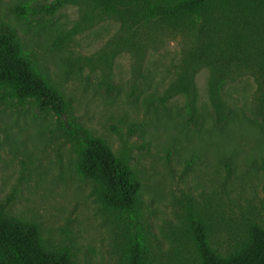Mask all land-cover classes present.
<instances>
[{"label":"trees","instance_id":"obj_1","mask_svg":"<svg viewBox=\"0 0 264 264\" xmlns=\"http://www.w3.org/2000/svg\"><path fill=\"white\" fill-rule=\"evenodd\" d=\"M67 6L76 7L80 17L68 30L56 28L54 19ZM102 20L118 24L103 53L93 58L66 56L62 65L68 69L73 64L72 71L81 76L84 66L101 64L104 72L98 87L113 100L118 88L110 75L117 55L127 52L140 66L147 52L166 38L178 41L179 57L168 86L159 95H146L134 86L131 97L136 101L142 95L145 109L166 119L172 115L168 104L183 98V105L175 109L180 123L200 132L205 117L197 107L194 77L206 68L208 118L222 141L217 146H222L228 129L242 122L225 90L244 75L256 83L260 116V121H246L264 130V0H0V106L32 105L38 114L55 118L75 159L74 176L89 187L99 211L120 224L117 264H264V212L259 218L244 217L231 236L218 243L211 214L190 199L181 220V238L166 250L154 239L147 225L145 182L125 141L115 151L75 119L72 99L45 73L33 47L38 37H44V49L63 52L75 36ZM138 75L145 84L144 75ZM141 128L136 122L128 125L131 133ZM111 130L120 136L118 129ZM231 156L219 157L227 175L234 170ZM184 164L189 169L193 161ZM11 203L10 197L0 199V264H79L71 248L53 244L36 222L11 214Z\"/></svg>","mask_w":264,"mask_h":264},{"label":"rangeland","instance_id":"obj_2","mask_svg":"<svg viewBox=\"0 0 264 264\" xmlns=\"http://www.w3.org/2000/svg\"><path fill=\"white\" fill-rule=\"evenodd\" d=\"M79 17L76 7L67 6L52 25L68 30ZM117 31V23L102 20L75 36L63 52L44 49V37H38L33 47L45 73L72 99L75 119L115 151L125 141L145 182L150 208L147 225L161 248L166 250L181 238V220L190 199L211 214L214 238L223 243L244 217L259 218L264 212V130L246 121H260L256 83L244 75L227 86L226 100L242 122L228 129L226 144L217 146L222 141L215 137L208 118L206 68L194 77L197 107L205 117L200 132L181 125L175 109L183 105V98L168 104L172 115L166 119L147 111L142 95L136 101L131 97L134 86L146 95H159L168 86L179 57L178 41L166 38L147 52L140 66L127 52L117 55L110 75L118 88L113 100L98 87L104 72L101 64L84 66L81 76L72 71L73 64L68 69L62 65L66 56L93 58L103 53ZM55 122L50 115L38 114L32 105L0 106V199L10 197L11 214L36 222L53 244L71 248L79 264H117L120 224L99 211L89 187L74 176V156ZM132 122L142 128L131 133L128 125ZM220 155H232V174H226ZM189 159L193 164L187 169L184 161Z\"/></svg>","mask_w":264,"mask_h":264}]
</instances>
